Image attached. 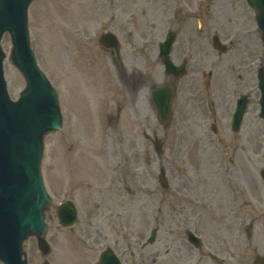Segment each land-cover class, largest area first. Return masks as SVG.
Instances as JSON below:
<instances>
[{
    "label": "rangeland",
    "instance_id": "obj_1",
    "mask_svg": "<svg viewBox=\"0 0 264 264\" xmlns=\"http://www.w3.org/2000/svg\"><path fill=\"white\" fill-rule=\"evenodd\" d=\"M162 1L34 0L31 3L28 11L31 46L40 67L58 90L64 124L60 131L45 137L42 162L43 180L52 196L49 211L52 230L48 234L53 235L54 243L44 257L36 239L30 237L25 243L29 264H42L45 259L51 264H97L107 245L114 248L125 264H175L174 238L183 236L188 227L209 238L216 247L235 248L231 252L237 253L249 245L245 243L244 233L249 219H244L242 229H238L241 224L237 222V203L231 199L223 175L227 167L242 190V185H255L258 190L251 193L252 215H261L257 222L254 219L252 241L261 242L264 250V182L260 175L264 166V123L259 116V93L252 96L239 132L230 129L233 106L224 105L222 100L225 93L232 100L247 91L248 88H242L236 95L227 93L234 91L232 79L245 73L236 66L232 70L226 68L227 55L218 53L210 43L203 53L198 49L196 36L187 42V37L182 35L176 40L178 49L192 51V62L189 59L190 74L182 80L168 127L163 128L158 122L156 109L149 100L150 85L165 79L156 50L172 19L173 4L180 3L176 24L192 35V31L202 33L197 25L208 22L211 40L214 33L223 35V0H168L161 9ZM203 3L209 4V11L205 20L202 17L199 22L196 16ZM244 15L251 18L249 12ZM131 16L130 23L141 27L147 41V54L140 70L146 76L135 78L141 82L132 92L119 81L115 65L97 42L108 18L114 19L108 27L117 28L120 38L126 41V30L130 28L125 24ZM48 28L55 31L47 32ZM49 35H53V40ZM131 40L138 39L129 38L126 45ZM2 46L6 51L4 68L9 93L16 99L25 80L10 60L12 44L8 33ZM261 51L259 43L258 52ZM136 56L138 60V53ZM231 58L234 60V55ZM259 60L258 57L256 64ZM126 67L130 74L132 64L126 63ZM209 72L212 77L207 80ZM187 82H194L195 86L189 90ZM226 82L227 90L223 86ZM250 83L249 73V88ZM76 88L86 90L91 99L92 109L86 98L78 95V101L86 103L87 108L82 111L90 125V115L94 114L91 130L82 119L80 125ZM192 95L197 96L196 100ZM213 119L218 127L216 134L210 129ZM154 129L165 138L161 155L144 138V132L151 135ZM160 163L166 166L170 181L166 189L159 184L155 188L153 175L157 179ZM67 198L74 199L79 219L74 230L61 228L60 231L54 206ZM156 226L157 245L141 250L142 240ZM237 234L238 239L232 237ZM131 244L136 245L134 250ZM247 254L251 260V249Z\"/></svg>",
    "mask_w": 264,
    "mask_h": 264
},
{
    "label": "water",
    "instance_id": "obj_2",
    "mask_svg": "<svg viewBox=\"0 0 264 264\" xmlns=\"http://www.w3.org/2000/svg\"><path fill=\"white\" fill-rule=\"evenodd\" d=\"M32 1L0 0V259L5 264H28L24 241L31 235L36 236L44 254L49 251L45 210L51 199L42 181L41 161L44 136L62 126L57 91L40 69L30 45L28 8ZM259 12L263 20L264 11ZM6 32L11 35V61L26 80V88L17 101L10 99L4 77L6 53L1 40ZM108 39L114 41L116 37L105 32L101 45L109 48L105 44ZM116 62L119 63L117 58ZM261 85L264 117V77ZM164 88L155 90L154 103L160 116L167 120L172 90ZM243 112L239 109L237 121ZM59 216L65 226L75 223L76 209L70 200L59 206ZM101 264L120 261L108 249Z\"/></svg>",
    "mask_w": 264,
    "mask_h": 264
},
{
    "label": "flooded vegetation",
    "instance_id": "obj_3",
    "mask_svg": "<svg viewBox=\"0 0 264 264\" xmlns=\"http://www.w3.org/2000/svg\"><path fill=\"white\" fill-rule=\"evenodd\" d=\"M167 1L168 0H163L160 3L161 9L166 7ZM178 4H180V3L175 2V4H173V5H175L174 9H173V11H175V14H174L175 19L173 20V23L171 21V26H167L166 32L162 35V38L157 42L156 58H161V56H160L161 42H162L163 38L166 37V35H167L166 33L170 29L175 30L177 38L182 36V35L187 37V42L192 40L193 35L196 36L197 37V43H198V49H201L203 53L206 52L207 43H210L209 42V37H210L209 30L210 29H209V23L208 22L206 24L200 23L199 25H197V27L200 30H202L201 31L202 33L199 34V32H198L195 34L192 31V35L189 33V30H184L182 27L179 26V24H176L177 23V15L179 13L177 11V8H178L177 5ZM183 4H181V5L183 6ZM189 4H190V2H189ZM221 7H222L223 14H224V19H223L224 31L222 32L223 35H221L220 38H221L222 43L227 44V45L225 44L226 45L225 54L227 55V57L225 59L233 60L231 57L233 55L235 57V59L232 62L225 60L224 65L229 70H232V66H236V68H239L240 70H242L245 73V75H241V77H237V78L232 79L234 82V91L233 92L227 91V93L229 95H230V93L232 95H236L238 92H240L238 90H241L242 88H248L247 93L249 96L252 97L253 95H258V92H259V90H258L259 89L258 88V77H257V71H255V69L258 67V65L256 64V60L258 58L257 53H258L259 45H258V30L256 27V23L254 21V9L249 5L247 0H223ZM187 11L190 12V10H187ZM208 11H209V4L203 3L202 9H201L200 14H199V15H201V18L203 17V19L205 20V18L207 17ZM246 12L251 13L250 19L244 15ZM242 16H244L246 18H244ZM132 18H133V16H131L127 20L128 23L125 24L126 27L130 28V29L126 30L128 32L126 41H128L129 38H135L138 40L137 41L131 40L128 43V45H126V41H123L121 39V42L122 43L125 42V43L122 44L120 42L119 51H120V56L122 58L123 63L125 64V66L118 70L119 81L125 83V86L129 87L131 92L136 87L137 83L141 82L140 80L139 81L135 80V78L137 77V79H138V77L141 75H142L141 77L146 76L145 72L143 71V74H142V73H140L141 72L140 70H142V66L144 64L145 57L147 54V45H146L147 41L144 38L145 37L144 32L141 30V27L138 26L137 24L130 23V22H132ZM247 20H249V21L251 20V22L253 24L252 27H250V22H249V24L247 23ZM113 21H114L113 18H108V24H106L102 27L103 31L106 29L112 30L108 26ZM112 31H114V30H112ZM115 31H117V28L115 29ZM117 33L119 34L118 31H117ZM141 38H144V39H141ZM154 47L155 46H153L152 48H154ZM103 52H105V55L108 58V60L110 62H113V55H112L111 51L105 50ZM137 53H138V60L135 59L137 57L136 56ZM262 53H263V55H262L263 59L260 62L261 66L264 65V52H262ZM169 54H170L172 61H174L175 63H177V64H180L182 62L185 63L186 68H187V74L189 75L190 71H189L188 65L190 64L189 59L192 62V60H191L192 57L190 58L192 51L189 52L187 50L186 51L179 50L178 45H177V41H175L173 43L171 49H170ZM249 59H252L250 63L248 61ZM126 63L132 64V67L130 68V74H129V71L127 70ZM257 70H258V68H257ZM254 71L256 74V79L253 81L252 73ZM249 73L251 74L250 88L248 87V85H249L248 84V74ZM210 74L212 75V73H210ZM238 80H240V81H238ZM190 86H192V83L188 84V87H190ZM223 86L227 90L228 83L226 82V84H223ZM240 94H242V92L239 93V95ZM222 100L224 101V105L227 104V106H229V107L230 106L236 107L238 97H235L234 99L231 100L228 98V95L225 93ZM213 110H215V108ZM47 218L49 220L51 218L49 213L47 215ZM51 230H52V227L49 231H51ZM48 239L52 243H54V237L52 234H50V237L48 234ZM175 240H180V238L179 237L175 238ZM209 243H210V240L208 238L207 239V244H208L207 249L209 246H211V244H209ZM188 245H190V246H188ZM194 249H195L194 246L191 245L190 243L185 244V243H183V241H177V246L174 250L176 264H184V263H188L190 261H192L190 264H243V263H227L228 260H233V259L239 260V259L237 257L234 258L232 255L227 256V251L223 248H214L215 252H208V254L203 251V248H201V247L196 248L195 250L197 251V255L194 254V253H196ZM212 254H214V255H212Z\"/></svg>",
    "mask_w": 264,
    "mask_h": 264
},
{
    "label": "bare ground",
    "instance_id": "obj_4",
    "mask_svg": "<svg viewBox=\"0 0 264 264\" xmlns=\"http://www.w3.org/2000/svg\"><path fill=\"white\" fill-rule=\"evenodd\" d=\"M43 10H45L46 11V9L44 8ZM45 14V16H47V13L45 12L44 13ZM51 30V31H50ZM52 31H55V29L54 28H52V29H47V32H50V33H52ZM49 37L50 38H52V40H53V35H49ZM86 108H87V106H86V103H85V101H83L82 103H80L79 101H78V111H80V110H86Z\"/></svg>",
    "mask_w": 264,
    "mask_h": 264
}]
</instances>
